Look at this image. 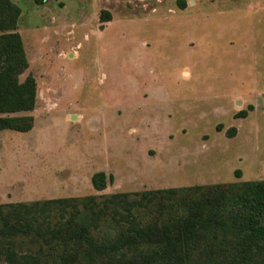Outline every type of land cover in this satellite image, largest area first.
<instances>
[{"label": "rangeland", "instance_id": "1", "mask_svg": "<svg viewBox=\"0 0 264 264\" xmlns=\"http://www.w3.org/2000/svg\"><path fill=\"white\" fill-rule=\"evenodd\" d=\"M12 1L38 100L13 114L31 131L0 132V204L264 180V0ZM181 198L116 216H179Z\"/></svg>", "mask_w": 264, "mask_h": 264}, {"label": "trees", "instance_id": "2", "mask_svg": "<svg viewBox=\"0 0 264 264\" xmlns=\"http://www.w3.org/2000/svg\"><path fill=\"white\" fill-rule=\"evenodd\" d=\"M21 13L12 0H0V132H29L35 125L32 114L13 115L34 111L38 100L36 78L20 80L30 66L18 32ZM106 14L102 23L110 20ZM113 180L105 171L92 177L98 191ZM163 194H182L177 209L184 212L145 224L116 216L117 204L130 195L140 199L130 201L129 211ZM57 203L75 211L44 215ZM47 263L264 264V180L119 192L100 203L90 196L0 204V264Z\"/></svg>", "mask_w": 264, "mask_h": 264}, {"label": "crops", "instance_id": "3", "mask_svg": "<svg viewBox=\"0 0 264 264\" xmlns=\"http://www.w3.org/2000/svg\"><path fill=\"white\" fill-rule=\"evenodd\" d=\"M35 126V125H34Z\"/></svg>", "mask_w": 264, "mask_h": 264}]
</instances>
